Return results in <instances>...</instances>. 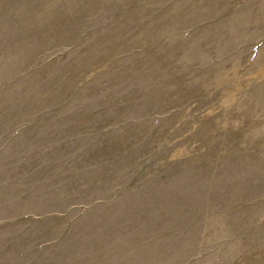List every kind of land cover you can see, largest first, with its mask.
I'll return each mask as SVG.
<instances>
[{
	"label": "rangeland",
	"instance_id": "rangeland-1",
	"mask_svg": "<svg viewBox=\"0 0 264 264\" xmlns=\"http://www.w3.org/2000/svg\"><path fill=\"white\" fill-rule=\"evenodd\" d=\"M0 264H264V0H0Z\"/></svg>",
	"mask_w": 264,
	"mask_h": 264
}]
</instances>
